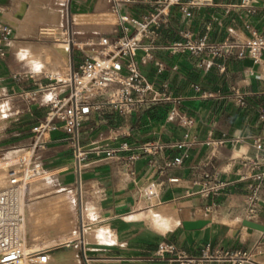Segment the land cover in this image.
I'll return each instance as SVG.
<instances>
[{
    "label": "crops",
    "instance_id": "crops-1",
    "mask_svg": "<svg viewBox=\"0 0 264 264\" xmlns=\"http://www.w3.org/2000/svg\"><path fill=\"white\" fill-rule=\"evenodd\" d=\"M201 1L205 2L192 7L190 15L173 5L167 24L146 40L148 50H137L139 69L152 87L145 93L147 102L129 113L107 104L80 124V145L88 150L80 166L73 141L63 129L50 131L47 146L38 150L49 186L76 192L78 198L79 236L62 242L63 248L53 252L59 256L55 263L79 264L67 252L74 248L85 264L84 253L90 264H180L171 259L180 252L197 255L210 246L221 255L212 264H236L244 257L249 258L244 264H264V230H248L242 224L249 218L264 225V187L256 212L249 215L246 186L250 179H242L255 172L258 150L254 141L264 142V52L263 61L255 62L246 45L222 57L173 53L168 48L187 34L206 35L215 43L227 38L245 43L252 36L247 24L264 35V0H250L248 5L244 0ZM21 2L0 0L5 7L3 19L17 31L16 22L24 14ZM115 2L70 0L73 11L81 14L105 7L114 11ZM147 9H152L148 3L123 2L121 12L139 17ZM116 14L119 18L120 12ZM61 44L69 46L68 42ZM241 49L246 52L243 58L236 54ZM16 55L19 51L15 54L10 45L7 56L0 57V96L12 101L24 99L23 91L36 85L34 80L26 82L29 77L23 68L27 67L16 63ZM83 55L81 49H73L71 66L77 68ZM111 91L95 101H107ZM155 93L163 96L152 100ZM239 95L245 99L243 105L238 103ZM48 97L49 93H41L23 102L21 109H10L13 116L0 130V150L31 141L33 127L49 110ZM152 141L190 145L175 146L156 156L137 149ZM123 142L136 149L107 155L106 149ZM132 153H139L134 161L128 160ZM183 153V163L164 167ZM151 160H155L152 167ZM215 171L232 182L220 195L204 196L199 192L204 175ZM149 178L157 183V197L148 198L142 191ZM190 219L209 222L188 230L183 221ZM170 245L175 251L160 255L161 248Z\"/></svg>",
    "mask_w": 264,
    "mask_h": 264
},
{
    "label": "built area",
    "instance_id": "built-area-1",
    "mask_svg": "<svg viewBox=\"0 0 264 264\" xmlns=\"http://www.w3.org/2000/svg\"><path fill=\"white\" fill-rule=\"evenodd\" d=\"M62 1L67 4L69 0ZM114 12H120L119 18L110 33L99 34L98 37L85 42L81 47L83 57L77 68L71 66L70 73L65 77H50L45 84L38 83V88L23 91L28 100L35 99L41 93H51L48 98L49 110L45 117L32 129L31 141L22 146H12L7 149L6 155L13 156L3 172L0 174V264H60L51 259L54 245H43L31 248L26 240L27 201L32 184L40 178L46 179V171L38 157V150L47 146L46 136L50 131L63 129L73 141L76 161L80 166L82 160L88 156V150L80 145L78 127L94 111L110 104L115 109L125 113L131 112L136 106L147 102L146 92L152 90L147 78L142 74L136 61L137 50H148L146 40L158 35L159 29L167 24V16L173 5H180L184 15H190L192 7L205 2L201 0H115ZM148 3L152 9H147L139 17H131L122 13L123 2ZM250 4V0H244ZM5 7L0 4V57L7 56L13 37H16V28L3 19ZM252 36L245 43L227 38L221 43L209 42L208 37H194L187 34L183 40L171 43L168 48L173 53H191L195 55L207 54L214 57L235 54L234 49L246 45L248 54L255 62L263 61L264 35L253 29ZM238 57H245V50L236 53ZM148 56V54H146ZM145 58V57H143ZM26 77H29L25 73ZM107 101L96 102L95 98L111 90ZM33 95V96H32ZM163 94L155 93L152 100L161 98ZM238 103L243 105L245 99L238 96ZM191 123L192 120L188 119ZM213 141H208L212 143ZM222 143L223 140L217 141ZM214 143V142H213ZM186 141L168 143L152 141L142 144L139 149L154 156L172 147H188ZM258 150L253 160L255 172L242 179H250L246 186L248 213L252 215L257 210L261 190L264 187V142L258 138L254 141ZM127 142L117 148L106 149L108 156H116L121 151L133 150ZM5 155V156H6ZM139 153H132L128 160L134 161ZM186 153L167 161L165 166L183 163ZM155 160H151V167ZM162 167V168H164ZM232 181H226L218 176V172L206 173L201 183L200 193L204 196L220 195ZM142 191L148 198L157 197L159 192L157 183L149 178L142 186ZM175 247L170 245L160 250V255L166 252L173 253ZM225 255H229L228 252ZM87 264L89 259L84 253ZM221 258L220 251H212L210 246L201 250L197 255L180 252L173 261L180 264H212L215 259ZM248 257L238 259L236 264H244Z\"/></svg>",
    "mask_w": 264,
    "mask_h": 264
},
{
    "label": "rangeland",
    "instance_id": "rangeland-1",
    "mask_svg": "<svg viewBox=\"0 0 264 264\" xmlns=\"http://www.w3.org/2000/svg\"><path fill=\"white\" fill-rule=\"evenodd\" d=\"M21 1L24 8L21 13L24 12V18L16 22L18 28V31L16 30V35L23 38H12V40H18L11 41L14 53L16 54V51H19V44L21 42L24 44L32 42L40 46V52L45 58L42 61V69L38 72L35 70L32 62L29 61L27 57H23L20 51L19 56L16 55V63L23 64L27 67L23 68L24 71H27L26 73L29 76V79L26 81L27 83H30L36 78L38 79V83L42 82L45 84L50 81V77L68 76L71 70V53L73 49L80 50L82 49L81 47L85 48L84 45L87 40L96 38L99 34L108 33L107 31L110 30L118 19L116 12L105 7L103 9H97L95 12L82 13L84 18L83 21L85 22H82V28H79L80 26L76 23L75 11L71 8L70 0L64 5L62 1L58 2L56 0H30V6L27 3L28 0ZM58 12H61V15H59L58 18H54L56 14L58 15ZM106 14H110V17L108 16L107 18ZM114 15H116V17ZM5 16L11 18L10 20L12 22L16 20L13 15ZM86 18H88L89 21ZM97 18H99V20H97ZM63 42L69 43V64L63 68L65 70L59 69V71L54 67V62L56 61L54 50L57 46H61L60 44ZM40 44H44L45 46L41 47ZM80 57V54H77V58ZM58 73L60 75H58ZM34 88H38V85H35ZM51 96L52 94L49 93L48 98ZM26 100L28 99L24 97V99L12 101L6 96H0V130L7 125L8 121L13 116L11 115L10 109L12 107H15L14 111L21 109L24 106L23 102ZM5 155L6 151L0 150V174L3 172V168L6 167L8 162L13 159V156L9 154ZM1 185L2 181L0 180V186ZM30 193L27 201V242L29 247L35 248L43 245H54V251H59L63 248L62 242L79 236L76 228L78 213V198L76 192L56 191L49 186L47 179L40 178L38 182L31 185ZM45 198H50L51 201H57L63 198L64 202L57 206H45L43 203H35ZM36 213L37 217L34 215ZM68 225H70V232L67 231ZM43 226H49L53 230H56V235V232H52L51 234L59 236L58 240H52L46 243L47 235L45 234L46 231L42 230ZM51 238H53V236ZM67 252L74 255V259L79 261V263L85 264L80 257L79 251L70 248ZM58 260L59 258L53 261Z\"/></svg>",
    "mask_w": 264,
    "mask_h": 264
},
{
    "label": "bare ground",
    "instance_id": "bare-ground-1",
    "mask_svg": "<svg viewBox=\"0 0 264 264\" xmlns=\"http://www.w3.org/2000/svg\"><path fill=\"white\" fill-rule=\"evenodd\" d=\"M60 2V1H59ZM53 9V8H51ZM50 11H53V10H50ZM58 11V10H57ZM61 15V12H58V15L56 14L54 16V18H58V16ZM85 15V14H84ZM107 15V14H106ZM110 14L107 15V18ZM102 16V15H100ZM105 16V15H104ZM111 16H112V13H111ZM116 17V15H114ZM89 17V16H88ZM106 17V16H105ZM103 17V18H105ZM110 17V16H109ZM115 17H111V18H115ZM22 18H24V14L22 15ZM102 18V19H103ZM110 18V19H111ZM83 15L81 13H75V20H76V23L77 24H80L82 22H85L83 21ZM88 21L89 19L86 18ZM91 19V17H90ZM94 19V18H93ZM97 20H99V18H97ZM113 20V19H112ZM20 25V24H19ZM13 41V40H12ZM41 47H44L45 45L44 44H40ZM61 46H57L54 50V56L56 57V61L54 62L55 63V68L56 69H63L65 68L68 64H69V49H68V45L67 44H60ZM19 51L20 53L22 54L23 57H27V59L29 61L32 62V65H34V68L36 71L40 72L41 69H42V61L45 59L42 54H41V49H40V46H38V44H35V43H32V42H29V43H23L21 42L19 44ZM47 58V57H46ZM69 69V68H68ZM65 70V69H63ZM60 71V70H59ZM58 71V72H59ZM58 75H60L58 73ZM58 199V198H57ZM64 200L63 198L60 199V200H57V201H51L50 198H45V199H42V200H39L38 202H35V203H43L45 204V206L47 205H51V206H57L59 205L60 203H63ZM35 217H37V213L34 214ZM35 221V220H34ZM37 221V220H36ZM36 223V222H35ZM69 226V227H68ZM67 226V231L70 232V225ZM42 230L46 231L45 234L47 235L46 238L47 240L45 241L46 243L54 240V241H57L59 236H55L57 234V231L56 230H53L51 227L49 226H43L42 227ZM52 232H56L55 235L51 234ZM25 233H26V240H27V222H26V230H25ZM53 236V238H51ZM51 238V239H50ZM44 242V243H45ZM59 258V256H56L54 254L51 255V259L52 260H57ZM81 264V263H79Z\"/></svg>",
    "mask_w": 264,
    "mask_h": 264
},
{
    "label": "water",
    "instance_id": "water-1",
    "mask_svg": "<svg viewBox=\"0 0 264 264\" xmlns=\"http://www.w3.org/2000/svg\"><path fill=\"white\" fill-rule=\"evenodd\" d=\"M208 219H190V220H184L183 221V226L185 229L188 230H194V229H199L202 228L206 223H208ZM243 226H246L248 230L252 229H259V230H264V225L261 223H258L252 219L246 218L242 221Z\"/></svg>",
    "mask_w": 264,
    "mask_h": 264
}]
</instances>
